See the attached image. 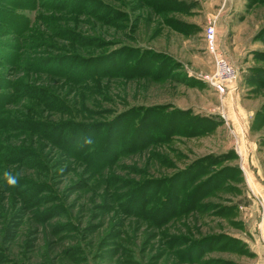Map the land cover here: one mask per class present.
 <instances>
[{
	"label": "rangeland",
	"instance_id": "1",
	"mask_svg": "<svg viewBox=\"0 0 264 264\" xmlns=\"http://www.w3.org/2000/svg\"><path fill=\"white\" fill-rule=\"evenodd\" d=\"M76 1L0 0V264H181L182 250L187 264H264V0ZM213 21L236 74L224 93L206 79ZM84 39L112 55L72 60L70 78L60 57L87 58ZM140 54L149 69L133 70ZM166 108L212 129L190 135L176 121L158 141ZM116 115L121 139L105 164L78 157ZM71 119L86 127L60 134ZM33 122L49 127L32 132ZM135 122L155 125L138 151L144 142L127 141ZM68 137L76 155L63 151Z\"/></svg>",
	"mask_w": 264,
	"mask_h": 264
},
{
	"label": "trees",
	"instance_id": "2",
	"mask_svg": "<svg viewBox=\"0 0 264 264\" xmlns=\"http://www.w3.org/2000/svg\"><path fill=\"white\" fill-rule=\"evenodd\" d=\"M145 1L148 2L149 0H145ZM29 2L32 4V6H34L36 4V0H29ZM77 2L80 3L82 6L87 7V2H88L87 0L86 1H84V0H77L76 3L73 4V5L75 6L77 4ZM90 2L93 3L94 0H90ZM117 2H118V0H117ZM69 7H73V6L70 5ZM84 10H86V9L84 8ZM114 14L116 16H113V18H115L116 21H120V19H122V17H121L122 15H120L117 12V10L114 11ZM29 30H30V27L24 28V32H27ZM75 30L76 29H74V33H76V34H75L74 37H76V36L81 37V34H78L77 32H75ZM85 41L88 42V44H87L88 46H85L84 45V43H86ZM80 43H81V45H83L84 48L85 47L86 48L87 47L89 48V47H93L94 45H96L94 42H92V40H87V39H84V42L83 43L80 42ZM85 51L87 53V54H85L87 58H84V57H81V56H80V58H76V57H79L80 54L79 53H75V52L73 53L71 51L70 52L67 51L68 52L67 54L68 55H73V57L72 56L60 57L64 61L65 60H69L70 61V62H68V64L67 63L65 64L66 65V69H67V71L65 73L70 78H71L72 74H76V72H74V70L71 72L72 68L75 66L73 64L72 60L75 59V60H77L79 62V60L83 59L84 60L83 63H92V62H95V61H99V60H104V59L110 58V56L112 55L110 53L113 52V51H109L108 53H105V54H103L102 52L101 53H97V52H94V51L90 50V48L88 50H85ZM67 54H65V55H67ZM144 55L145 54H140L139 59L136 60V62L134 61L135 63L134 62L132 63L134 65L133 66V70L134 69L137 70V68H139L140 71H144V70L149 69L148 67H149L150 62H148V59L146 57H144V59H141V57H143ZM56 59L57 58H53L51 62H53V60H56ZM44 61L45 60H41L39 63H43ZM40 67L41 66H39V68ZM50 72H53V71H50ZM82 72H85V70H82ZM53 73H55L54 75L60 74V72L59 73L58 72H53ZM102 73L103 74L104 73H107V71H101V72H98V73L92 72L93 76H90L89 75L90 73L88 72V73H85V75H86L85 78H83L82 75L79 74L77 76V78H78L77 80H80L82 82H88L90 80H93L92 77H94V76L97 77V76L101 75ZM80 81H78V82H80ZM152 109L153 108H150L149 110L152 111ZM2 110H1V113H2ZM149 110H146V112H148ZM130 111H131L132 114H129ZM130 111L128 113H126V114L133 115L135 113L134 109H131ZM151 111L148 112L145 115V118H146V116L150 115ZM144 112L145 111H143V113ZM180 114L189 115L188 112H183L181 110L180 111L179 110L176 111L174 109V110H172V112H170L169 110H167V108L164 109V111L161 114V118L164 119V120H167V124H166V126H164L162 128L161 132H159V133H161V136L158 139V141L160 140L161 142H165L166 139H167L166 136H168V135H171V136L175 135V133H177V132L174 131V128L176 126L178 127V129H184L190 135H198V134L199 135H203V134L207 133L208 131H210L212 129V127L211 128L210 127L207 128V126H205L206 127L205 128V127L201 126V123H202L201 120H202V118L199 117V116H194V117L187 116V117H185L186 120H183L184 118H182L183 116L180 115ZM119 115L118 116L117 115L114 116V119L109 120L105 124H100V125H103V126L107 127L106 130H105V133L107 134V137L105 136L103 138V141H101V139L99 140V142L97 143V149L93 148V151L88 152V150H89L88 148H90V147H87L86 146V147H84L81 150V152L79 153V155L77 154V156L78 157H81L82 160L85 159L83 161H88L89 164H93L94 166L95 165L103 166L105 164L104 155L107 154L106 153L107 150H108V153H109V151L111 149H116L118 147L117 144L119 143V142L116 143V141L121 139V136L120 135L118 136L117 134L116 135L113 134V129H112V125L115 123V121H116L115 119H117V117H119ZM176 121L179 122V125L175 123ZM185 121H187L189 123V125H188L189 127L187 129L185 128V125H184V122ZM34 123L35 122H33V124ZM43 123H45V122H43ZM43 123L37 122V123L34 124V127L31 126L33 129L32 128H29V130L32 131V132H34L37 129V126L40 127V128H42V129H45V128L49 127V126H47L46 123L45 124H43ZM83 124L84 123H82V122H79V121H76V120L71 119L70 121H68L66 123V125H63V126L60 125V129L62 128L60 130L61 131L60 134H66L67 133L66 130L68 129V127H70V125H71V127H73L74 130H76L78 128L79 130H77V131H82L86 127V126L84 127L85 124L84 125ZM149 124H145L146 126H143L142 124H137V122H135V124H132V126L129 129V132L133 133L132 134L133 136H131V137L129 136V138L127 139L128 145H131L132 144V145L136 146V145L142 144L144 142L140 147L134 148L137 151L140 150V149H145L147 146H149L152 143V138L156 137V136H154V134H150L149 131H148V130L155 129L154 122H151L150 125ZM175 124H176V126H175ZM41 132L44 133L43 130ZM54 137L52 139L53 140V143H55V144L64 143L63 140H62L63 139L62 138L63 137L62 135L60 137H56V136H54ZM68 140H70L68 142V144L67 145H65V144L63 145V147L65 149L63 151H65V153H67V154L69 153V155H76V152L74 151V149H76V148L72 144V140H73L72 137L71 138L68 137ZM101 142H103V143L101 144ZM88 146H90V145H88ZM109 156L113 157V154H110ZM238 172H239V170H238ZM173 185H175V184H173ZM180 186L181 185H178V184L176 185V187L178 188V193L179 194L184 193L186 191V188H183L182 189V188H180ZM170 192H171V187H169L167 189L164 198H170L171 197L170 196ZM178 198H180V195H179ZM164 202H165V200H164ZM166 202H167V200H166ZM205 237H208V236H205ZM205 237H202V238H205ZM188 243H191V241H189ZM184 252H185V250H182L181 251V254H180L181 264H187L188 261H189L185 257L186 253L184 254ZM188 252L189 251H187V253Z\"/></svg>",
	"mask_w": 264,
	"mask_h": 264
},
{
	"label": "built area",
	"instance_id": "3",
	"mask_svg": "<svg viewBox=\"0 0 264 264\" xmlns=\"http://www.w3.org/2000/svg\"><path fill=\"white\" fill-rule=\"evenodd\" d=\"M206 42L208 51L214 56L216 63V72L213 76H207L206 79L211 83L217 92H225V84L233 82L236 79L234 69L227 63L223 55L218 51L216 44V25L211 22L206 29Z\"/></svg>",
	"mask_w": 264,
	"mask_h": 264
},
{
	"label": "clouds",
	"instance_id": "4",
	"mask_svg": "<svg viewBox=\"0 0 264 264\" xmlns=\"http://www.w3.org/2000/svg\"><path fill=\"white\" fill-rule=\"evenodd\" d=\"M87 142L90 143L91 141L89 140ZM4 179L6 180L8 185L13 187L17 186V184L19 183L18 176L8 171L4 173Z\"/></svg>",
	"mask_w": 264,
	"mask_h": 264
}]
</instances>
